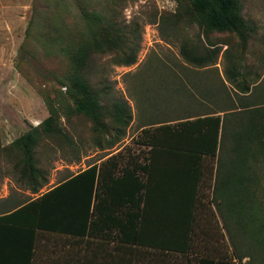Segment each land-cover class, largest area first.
<instances>
[{
	"label": "trees",
	"instance_id": "16d2710c",
	"mask_svg": "<svg viewBox=\"0 0 264 264\" xmlns=\"http://www.w3.org/2000/svg\"><path fill=\"white\" fill-rule=\"evenodd\" d=\"M54 1L53 17L44 22L41 11L33 8L27 29H38L48 52L60 59L61 73L52 74L58 87L51 97L45 95L43 98L48 112L46 117L0 147V156L11 164L14 179L31 194L38 193L47 183L35 156L39 142L51 139L58 148L60 142L68 147L74 145L62 130L60 115L88 119L101 136H107L110 127L116 129L115 135L102 139L103 145L96 141L101 149L118 142V135L131 120L126 104L116 100L108 106L101 103L98 92L87 81L85 70L96 54L110 53L116 65L133 64L139 47L138 29L117 23L115 18L101 12L92 0H71L76 8L71 17L61 15L58 12L60 1ZM103 1L106 5L111 2H100ZM181 16L187 19V24L195 23L207 41V45L203 42L190 44L187 40L180 43V56L189 66L204 67L215 63L219 48L207 40L209 33H233L241 43L253 33V25L241 15L240 0H183ZM236 72L235 65L226 70L225 75L232 78L229 80L232 88ZM236 102L241 107L239 111L233 101L230 105L227 103L221 116H205L175 124H164V120L145 123L138 133V143L149 146L145 148V156L139 155L144 161L137 162V155L133 160L129 155L123 158L117 153L98 164L91 163L34 198L16 201L9 214L11 217L17 215L19 224L24 227L33 225L39 230L71 235H91L93 230L114 229L117 242L125 239L133 244L183 252L189 245L193 246V237H188V231L193 224L191 203L197 198L200 171L189 153H203L216 158L212 192L215 199L212 200H222L228 216L233 215L234 225L241 227L252 240L253 247H264V214L261 211L264 202L255 186L264 157V101L249 104V99L242 98ZM237 119L240 122H236ZM187 136L190 138L186 140ZM162 151L173 152V160L177 161L176 173L172 176L161 172L163 167L158 168L157 158ZM155 197L174 198L180 202L175 210L178 219L172 222L159 219L163 220L158 223L160 229L170 230L166 236L164 232L158 236L145 235L154 224L148 220L147 201ZM215 206L219 203L215 202ZM238 255H241L239 260L246 256ZM213 262L226 264L220 260Z\"/></svg>",
	"mask_w": 264,
	"mask_h": 264
},
{
	"label": "rangeland",
	"instance_id": "374dc122",
	"mask_svg": "<svg viewBox=\"0 0 264 264\" xmlns=\"http://www.w3.org/2000/svg\"><path fill=\"white\" fill-rule=\"evenodd\" d=\"M59 1L58 12L61 15H74L76 8L71 0ZM100 1L92 0V3H97L101 12L115 18L119 24L138 29L139 47L135 62L128 66L113 64L110 53L94 55L85 70V76L98 92L101 103L108 106L112 100H116L126 104L131 120L123 127L121 135H118V142L101 149L96 144L98 140L103 145L102 139L115 135L116 129L110 127L108 135L101 136L92 128L88 119L78 115H60L62 130L74 145L68 147L60 142L58 148L51 139L39 142L35 156L47 183L38 193L91 163L97 164L98 160L102 161L117 150L123 158L129 155L134 160L138 156L137 162L144 161L139 158V155H146V149L138 143V126L190 113L188 101L185 99L180 102L188 94L183 93L184 89H173L170 72L195 68L185 63L180 56L179 46L182 41L198 45L202 42L206 44L207 41L195 23L187 24V19L181 16L183 0H111L108 5L106 1ZM54 2L0 0V147L46 117L48 112L43 98L45 95L51 97L58 87L52 74L61 73L60 59L55 53L48 52L38 29H27L33 17V8L40 10V17L47 22L53 17ZM240 2L242 17L253 25V33L248 39L241 43L235 34L228 32H211L207 36V40L219 48L215 63L212 64L216 67L210 69H220L222 72L226 80L223 98L229 105L233 103L235 92L225 74L232 65L243 72L252 70L244 82L250 94L239 97V100L248 98L249 103L264 101V0ZM41 30H44L42 25ZM37 34L39 37H35ZM165 72L170 73L166 78L158 77ZM236 122H240L239 119ZM6 162L0 156V200L15 193L18 200L36 196L38 193H29L22 183L14 179L10 172L11 164ZM261 162L260 177L255 186L258 188L257 195L264 202L263 156ZM214 163L215 157L211 156L209 164L204 166L201 186L197 190V199L207 203L215 199L212 194ZM209 204L204 208H208L211 214L199 218L203 225V237H195L193 245L221 248V251L229 252V257L238 253L246 255L243 261L238 259L241 255H236L238 264H264V247H253L252 240L241 227L234 225L233 215L222 218L218 210L223 206ZM262 206L264 214V204Z\"/></svg>",
	"mask_w": 264,
	"mask_h": 264
},
{
	"label": "crops",
	"instance_id": "0c3cea01",
	"mask_svg": "<svg viewBox=\"0 0 264 264\" xmlns=\"http://www.w3.org/2000/svg\"><path fill=\"white\" fill-rule=\"evenodd\" d=\"M213 67L216 66L195 67L194 69L170 72L173 89L175 91L184 89L183 93L188 94L187 96L183 95L184 98L180 102L185 101V99L188 101L190 113L173 119H160V121L164 120V124H175L177 121H191L195 118L211 115L221 116L224 113L222 111L227 108L226 100L223 98L226 80L220 69H217V71L210 69ZM237 71L239 72H236L233 79V89L236 93L233 101L236 111H239L241 107L236 105V100H239V97L249 96L250 89L246 88L244 90L243 88L246 87L244 82L252 70L243 72L240 68H237ZM170 73L165 72L158 77L166 78ZM225 77L232 81L231 77L228 78L227 75ZM141 125L143 124H140L138 130L143 127ZM155 125L157 124H153V126ZM189 138V136L185 137L186 140ZM139 145L146 149L149 148V146L143 144ZM118 152L119 150L105 158ZM173 156V152L162 151L159 153L157 158L158 168L160 170L163 167L164 169H161V172L165 175L169 174L172 176L176 173L177 161L173 160ZM189 156L199 166L198 189L201 186L204 166L209 164L211 155L189 153ZM17 197L15 193L0 200V211L10 208V210L0 212V264H217L213 262L217 260L226 264H238L236 255L229 257L227 255L229 252L221 251V248L218 249L213 246L195 247L194 245H189L185 251L179 252L149 244H133L126 242L125 239L122 242H117L114 229L93 230L91 235H71L63 232L39 230L33 225L24 227V225L19 224L17 215L11 217L9 214V211L11 212L14 209L11 208L12 205L18 201ZM212 202L219 203L220 207L223 206L221 199L211 200L209 204L203 202V199L199 200L196 198L191 203V220L193 224L192 228H189L188 237L192 236L193 239L195 237H203V225L199 218L203 215L207 217L211 214L209 209L204 207L208 206V204L212 206ZM147 204L149 205V208L146 209L148 220L154 224L152 226L153 229H147L145 235L154 236L157 234L158 236L164 232L166 236V233L170 232V230L160 229L162 227H159L158 225L160 224L158 223L163 220L172 222L178 219L175 210L180 202L174 198L163 199L155 197L149 199ZM141 205L142 203H140ZM225 207L223 206L220 211L218 210L222 218L228 216V210L224 209ZM188 215L190 218V213ZM197 221L199 223L195 224ZM243 258H241V261H243Z\"/></svg>",
	"mask_w": 264,
	"mask_h": 264
}]
</instances>
